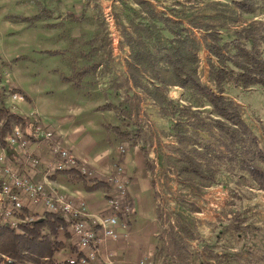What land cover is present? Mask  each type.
I'll use <instances>...</instances> for the list:
<instances>
[{
  "label": "rangeland",
  "instance_id": "obj_1",
  "mask_svg": "<svg viewBox=\"0 0 264 264\" xmlns=\"http://www.w3.org/2000/svg\"><path fill=\"white\" fill-rule=\"evenodd\" d=\"M233 1L243 0H0V57L11 78L18 74L38 90L52 88L51 100L57 102L63 97L58 86L65 73L55 58L66 56L77 69L100 64L83 80L82 90L103 104L116 105L111 125L128 131V143L136 144L147 158L159 213V264H264V191L249 176L232 174L226 167L218 169L215 179H208L210 187L188 184L174 164L179 148L174 119L164 115L143 89L153 88L146 78L142 87L126 82L131 53L126 36L141 30L149 12L170 18L182 12L213 16L215 23L224 25L219 29L225 40L250 24L259 26V32L264 29V4L246 14ZM37 2L53 11L52 20L32 25L14 22V17L37 14ZM62 21L69 28L65 32L48 27ZM82 24L87 27L84 33L77 32L74 39L65 35ZM195 34L202 36L198 31ZM56 49L65 54L43 52ZM199 56L200 74L206 82L208 53L203 49ZM183 93V89L171 87L165 94L169 100L188 105L181 100ZM228 96L241 107L245 122L264 149V89L230 87ZM205 109L206 117L210 110ZM185 112L188 116L177 118L188 124L192 116ZM202 136L208 139L207 134ZM2 183L0 180V190ZM70 246H62L58 252H66Z\"/></svg>",
  "mask_w": 264,
  "mask_h": 264
},
{
  "label": "trees",
  "instance_id": "obj_2",
  "mask_svg": "<svg viewBox=\"0 0 264 264\" xmlns=\"http://www.w3.org/2000/svg\"><path fill=\"white\" fill-rule=\"evenodd\" d=\"M233 2L246 14L254 13L264 4V0ZM36 5L37 14L14 17V22L32 25L54 18L53 11L46 9L41 2ZM148 16L135 36H126V44L131 50L127 64L130 79L127 78L126 82L142 87V80L146 78L145 81L153 88L143 89L161 107L164 115L174 119L173 130L177 132L179 144L174 164L179 176L186 179L188 184L198 183L207 188L212 183L208 179H215L218 169L226 167L232 174L249 176L264 191V149L260 146L258 136L245 122L241 107L228 96L230 87L264 89V29L259 32V26L250 24L235 31L232 39L225 40L219 29L224 25L215 23L213 16L185 12L176 13L174 18L159 16L154 12H149ZM69 17L73 20V15ZM48 27L63 30L64 21ZM195 31L202 33L201 38H197ZM203 49L208 53L206 82L200 74L202 60L199 54ZM43 52L53 56L65 54L59 49ZM99 66V63L81 69L73 66L71 75L61 74V79L75 90H82L83 80ZM171 87L183 89L181 100L188 105L168 99L165 93ZM12 91L18 92L16 89ZM207 107L210 111L205 117ZM115 109L116 105L111 102L97 108L102 112ZM185 111H189L192 116L189 119H193L188 124L177 118L188 116ZM1 120L4 121L0 129L2 149L16 153L5 143L4 138L17 125L24 126L32 143L39 141L36 133L38 123L30 118L1 108ZM104 127L120 139L130 141L131 134L120 126L106 124ZM203 134H207L208 139ZM60 173L69 175L72 182H84L88 190L107 186L105 182L86 179L75 168ZM30 214L25 207L16 215L15 219L19 221L17 228L7 222H0V264H78L82 253L70 245L72 252L77 255L76 261L55 259V254L65 245L62 239L71 238V234L59 232L60 227L66 226L63 217L46 212L37 221L23 222Z\"/></svg>",
  "mask_w": 264,
  "mask_h": 264
},
{
  "label": "crops",
  "instance_id": "obj_3",
  "mask_svg": "<svg viewBox=\"0 0 264 264\" xmlns=\"http://www.w3.org/2000/svg\"><path fill=\"white\" fill-rule=\"evenodd\" d=\"M77 26L74 25V28ZM80 26V29L72 28L65 35L74 39L77 32L84 33L87 30L86 25ZM68 29L66 27L60 30L65 32ZM0 59V109L7 108L33 121L37 119L43 127L53 130L54 138L60 141L64 148L70 150L79 162L95 171L94 179L107 183L106 187L88 190L84 182H72L69 175L57 173L50 178L46 186L49 190L58 191L76 206L84 204L85 211L90 216H107L110 209L108 198L116 188V185L109 183V179L118 167L125 171L129 207L133 217L129 225L117 227V238L100 235L99 255L102 263L159 264L157 255L159 213L155 187L145 154L139 147L120 139L112 131L106 130L104 125L111 124L113 115L112 112L97 110L99 106L104 105L97 98L90 97L83 90L74 92V88L69 83H64L59 79L58 88L63 97L57 102L52 101L51 98H54V95L50 96V93H53L52 88L45 87L38 90L34 84L27 85L26 80L18 74L11 78V71L5 67L4 58L1 56ZM66 59V56L55 58L60 61L59 67L62 68V73L70 76L72 66ZM52 70L56 71L55 68ZM13 89L18 91L15 93L21 98H14L15 93L10 92ZM30 152L38 156L41 163L37 167L27 165L26 173L35 182L43 181L45 163L52 159L50 149L46 145L39 147V142H36L30 147ZM20 156L18 151L5 153L0 147V159L6 157V161L8 160L14 166L22 165ZM0 180L3 182V179ZM89 185L92 186V183ZM39 211H42L38 212L37 217L40 219L47 211L44 208ZM62 240L67 247L71 245L77 248L78 252H83L75 237L71 236L67 240ZM65 251L57 252L55 259L76 261L77 255L70 248H66ZM62 256L65 258L59 260Z\"/></svg>",
  "mask_w": 264,
  "mask_h": 264
},
{
  "label": "built area",
  "instance_id": "obj_4",
  "mask_svg": "<svg viewBox=\"0 0 264 264\" xmlns=\"http://www.w3.org/2000/svg\"><path fill=\"white\" fill-rule=\"evenodd\" d=\"M17 97L21 98L15 93L14 98ZM35 122L38 123L36 133L39 137V147L48 146L52 159L45 163L44 180L35 182L26 173V166L37 167L41 160L30 152L33 143L24 126L17 125L6 133L5 143L19 152L22 165L14 166L6 161V157L0 159V179H3L0 190V222H7L13 228H17L19 221L15 219L16 215L25 207L31 214L23 222L37 221L41 208L49 213L59 214L66 224L65 227L59 228V232L61 234L67 232L75 237L83 251L78 264H103L99 255L100 235L117 238V227L129 225L133 217L129 207L126 173L118 167L109 179L110 184L116 185L114 193L108 198L109 215L90 216L85 211L84 204L76 206L58 191L49 190L46 186L52 176L70 168H75L88 180L94 179L95 171L79 162L70 150L64 148L62 143L54 138L53 130L43 127L37 119ZM3 123L1 120L0 129ZM3 150L5 153L8 152L6 149ZM46 232L49 233V230L46 229Z\"/></svg>",
  "mask_w": 264,
  "mask_h": 264
}]
</instances>
